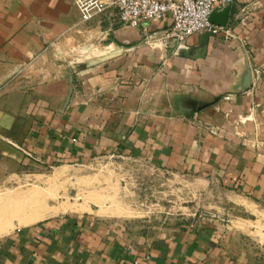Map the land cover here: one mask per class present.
Returning <instances> with one entry per match:
<instances>
[{
	"label": "crops",
	"instance_id": "crops-1",
	"mask_svg": "<svg viewBox=\"0 0 264 264\" xmlns=\"http://www.w3.org/2000/svg\"><path fill=\"white\" fill-rule=\"evenodd\" d=\"M212 22L178 40L168 17L0 0V264H264V0ZM166 203L221 221L126 233Z\"/></svg>",
	"mask_w": 264,
	"mask_h": 264
},
{
	"label": "built area",
	"instance_id": "built-area-1",
	"mask_svg": "<svg viewBox=\"0 0 264 264\" xmlns=\"http://www.w3.org/2000/svg\"><path fill=\"white\" fill-rule=\"evenodd\" d=\"M232 0H74L81 19L109 12L111 21L120 25H146L164 17L171 21L168 34L181 40L203 31L217 32L223 28L209 16ZM50 42L48 45H52Z\"/></svg>",
	"mask_w": 264,
	"mask_h": 264
},
{
	"label": "rangeland",
	"instance_id": "rangeland-1",
	"mask_svg": "<svg viewBox=\"0 0 264 264\" xmlns=\"http://www.w3.org/2000/svg\"><path fill=\"white\" fill-rule=\"evenodd\" d=\"M115 161H119L121 163V160H118V157L115 156H106L101 162L100 165L106 166L103 170L100 169V172H98L97 174H95V178L92 177L91 180L94 181V179L99 178L100 173H106V174H110V178L114 177L112 176V171L109 170V165L110 163H115ZM124 164V163H121ZM88 174H92V172H87ZM114 173V171H113ZM86 174V175H88ZM93 175V174H92ZM85 178L81 177V179L83 180ZM124 178V177H123ZM68 179H69V183H70V188H69V194H73L75 192V188L72 185V182L75 181V179H77V174L75 171H69L68 173ZM88 180V178L86 177L85 179ZM87 183V182H86ZM122 190L124 191H130V188L128 186L123 185ZM140 193V192H139ZM39 197L41 198V200L45 201L46 200V195L43 191L41 190H35L32 191L30 194L28 195H21V197L24 198H28L31 199L33 197ZM14 198H8L5 201H0V207L3 205V203L5 202H10L13 201ZM46 205V201L44 202ZM181 209H180V214H168L167 211H169V208L171 207V204L166 203L165 207H164V212L165 214H151L150 213V209L148 212V215L145 216L144 214H142L143 217H138V218H130V220H122L121 223L123 225V227H125V231L128 234H131L130 236H134L136 234H147L152 236L153 234L157 233V232H162L161 230H166L169 228H185L186 226H190L194 223H197L201 220H208L210 217H214L217 218L218 221H221L220 218L218 217L217 214H209L210 209L206 207V204H190V203H181ZM143 207H145L144 205H142ZM194 206L197 208L195 209ZM188 207L191 208V210H194V214H190L187 212ZM36 207H34L33 209H35ZM223 222H226L225 219L222 220Z\"/></svg>",
	"mask_w": 264,
	"mask_h": 264
},
{
	"label": "water",
	"instance_id": "water-1",
	"mask_svg": "<svg viewBox=\"0 0 264 264\" xmlns=\"http://www.w3.org/2000/svg\"><path fill=\"white\" fill-rule=\"evenodd\" d=\"M230 12V4L223 7L221 10H213L209 16L211 21H215L220 25H225L228 20V15Z\"/></svg>",
	"mask_w": 264,
	"mask_h": 264
},
{
	"label": "bare ground",
	"instance_id": "bare-ground-1",
	"mask_svg": "<svg viewBox=\"0 0 264 264\" xmlns=\"http://www.w3.org/2000/svg\"><path fill=\"white\" fill-rule=\"evenodd\" d=\"M40 203V202H39ZM30 208V207H29ZM16 209V208H15ZM18 209V208H17ZM12 210H13V208H12ZM27 210V209H26ZM25 210V211H26ZM18 211H20V210H18ZM43 212V211H42ZM41 212V213H42ZM9 213V212H8ZM5 215V214H4ZM3 216V215H2ZM10 216V215H9ZM13 216V215H12ZM16 216V215H15ZM26 217V216H25ZM33 217H35V218H38L39 217V215H34ZM3 217H1L0 219H2ZM18 217H16V219H17ZM22 219V218H21ZM21 219H20V221H21ZM25 219V218H24ZM24 219H23V222H24ZM30 219V218H29ZM4 220H5V217H4ZM11 220V219H10ZM18 220V219H17ZM26 220H28V219H26ZM32 220H35V219H33V218H31V221ZM0 222H1V220H0ZM2 222H3V219H2ZM21 223H22V221H21ZM5 227V226H4Z\"/></svg>",
	"mask_w": 264,
	"mask_h": 264
}]
</instances>
